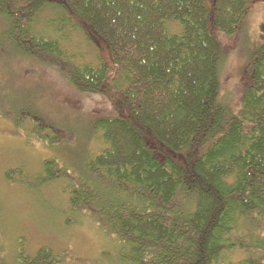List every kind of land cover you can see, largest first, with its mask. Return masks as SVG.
Masks as SVG:
<instances>
[{
	"label": "trees",
	"instance_id": "trees-1",
	"mask_svg": "<svg viewBox=\"0 0 264 264\" xmlns=\"http://www.w3.org/2000/svg\"><path fill=\"white\" fill-rule=\"evenodd\" d=\"M252 1L0 0L4 42L62 62L71 86L107 102L89 174L48 159L33 179L67 181L69 206L121 244L113 264H264V43L244 67L237 107L221 98L222 38L237 33ZM43 10L54 14L47 31ZM67 28L100 40L107 57L79 62L63 47ZM31 122L40 140L58 139L46 121ZM60 253L16 257L60 264L69 255Z\"/></svg>",
	"mask_w": 264,
	"mask_h": 264
},
{
	"label": "rangeland",
	"instance_id": "rangeland-1",
	"mask_svg": "<svg viewBox=\"0 0 264 264\" xmlns=\"http://www.w3.org/2000/svg\"><path fill=\"white\" fill-rule=\"evenodd\" d=\"M53 15L41 12L40 30L49 28L46 22ZM177 30V25H170L171 32ZM60 35L64 49L79 62L97 63L107 57L97 38L68 28ZM222 39L221 98L235 108L244 67L251 52L264 43V0H253L237 33ZM63 69L58 60L31 57L27 49L0 38V243L6 264H20L19 251L31 254L40 247H49L56 256L65 250L69 255L60 264H113L121 251L118 240L101 230L89 213L69 206L67 181L37 186L33 179L48 159L69 175H88V159L104 147L93 127L95 118L107 114V102L100 95L78 92ZM36 119L55 127L50 132L58 137L53 144L37 138L31 122ZM41 132L47 135L46 130ZM61 137L67 143L61 144ZM7 170H15L11 180L5 176Z\"/></svg>",
	"mask_w": 264,
	"mask_h": 264
}]
</instances>
